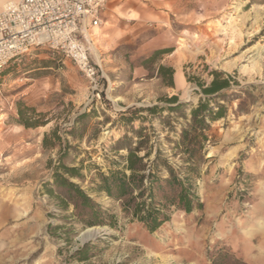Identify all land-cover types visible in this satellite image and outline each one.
Listing matches in <instances>:
<instances>
[{
    "label": "rangeland",
    "instance_id": "1",
    "mask_svg": "<svg viewBox=\"0 0 264 264\" xmlns=\"http://www.w3.org/2000/svg\"><path fill=\"white\" fill-rule=\"evenodd\" d=\"M167 7L166 20L153 21V43H89L98 69L95 81L47 47L0 72V264H264V0H169ZM156 49L167 52L142 66ZM161 64L174 68V86L157 76ZM213 69L236 75L241 83L237 89L245 91L228 104V118L212 125L196 163L193 182L203 208L187 214L172 207L170 219L151 233L124 211L121 200L90 190L91 178L122 166L127 151L115 149L116 142L132 137L133 128L143 127L151 144L159 139L176 168L189 165L175 148L182 114L166 108L156 115L143 111V120L127 124L120 113L132 106L165 107L160 99L174 94L196 106L198 86L189 78L210 81ZM241 101L244 111L237 110ZM19 102L43 112L48 123L17 125ZM92 110L83 137L68 135L75 117ZM56 125L76 148L65 163L80 166L83 160V187L116 215L117 227L82 228L75 219L65 222L44 193L43 183L52 179L59 150L65 147L43 148L44 134ZM49 224L65 228L53 232ZM65 229H71L69 241L57 236ZM87 242L93 244L90 258H71Z\"/></svg>",
    "mask_w": 264,
    "mask_h": 264
},
{
    "label": "trees",
    "instance_id": "2",
    "mask_svg": "<svg viewBox=\"0 0 264 264\" xmlns=\"http://www.w3.org/2000/svg\"><path fill=\"white\" fill-rule=\"evenodd\" d=\"M165 52L167 51L164 49L154 50L143 59L141 65L147 67ZM11 64L12 62L4 67L1 73L6 72ZM175 75L172 66L166 64L159 66L157 76L163 83L174 86ZM209 76L211 77L210 81L195 76L189 78V81H194L198 86L195 91L200 97L196 106L188 101H180L178 95L174 94L160 99L167 103L165 107L160 104L148 107L132 106L120 113V118L127 124L138 119L143 120L144 117L140 115L143 111L156 115L166 108L170 114H182L184 123L175 148L180 149L181 153L185 155L184 161L189 165L176 168L164 152L159 139L151 144L150 135L144 134L143 127L133 128L134 135L132 137L125 136L116 142L115 149L127 151L126 155H122V166L111 168L107 173L98 172L91 178L90 190L103 192L115 200H121L124 211L131 213L151 233L157 231L170 219L169 211L172 207L187 214L192 213L195 209L203 208V203L193 182L197 170L196 163L209 141L208 132L212 125L219 120L228 118V104L240 99V94L245 91L244 88L237 89L241 83L234 74L213 69L209 72ZM187 109L190 110L189 113H185ZM237 110L244 111L243 101L239 103ZM94 113L95 111L92 110L78 114L67 134L75 139H81L89 119L94 117ZM44 115L43 112H38L34 106L19 102L16 123L25 128H37L48 123L42 119ZM170 119L172 120V117ZM171 122L168 121V124L172 129H175ZM134 138L137 140L134 141ZM64 143L65 147L59 150L57 164L53 165L52 179L43 183L44 193L54 200L55 205L61 211L59 215L61 220L68 222L75 219L82 228L117 227L116 215L96 201L83 187V183L86 181L84 173L86 167L83 160L80 166L65 163V159L70 155V149L75 146L70 145L68 140L63 138L59 125L46 132L42 141L45 150L62 146ZM152 154L153 158H151ZM50 164H52V160ZM160 193L161 196H159ZM69 211L71 212L68 213ZM64 228L65 225L53 226L49 224V229L53 232ZM70 231L71 229H65L64 235L57 236L69 241ZM92 248L93 244L87 242L76 250L71 258L85 261L90 258Z\"/></svg>",
    "mask_w": 264,
    "mask_h": 264
},
{
    "label": "built area",
    "instance_id": "3",
    "mask_svg": "<svg viewBox=\"0 0 264 264\" xmlns=\"http://www.w3.org/2000/svg\"><path fill=\"white\" fill-rule=\"evenodd\" d=\"M110 0H11L0 11V72L11 62L47 47L71 59L91 81L98 69L84 30L102 23Z\"/></svg>",
    "mask_w": 264,
    "mask_h": 264
},
{
    "label": "crops",
    "instance_id": "4",
    "mask_svg": "<svg viewBox=\"0 0 264 264\" xmlns=\"http://www.w3.org/2000/svg\"><path fill=\"white\" fill-rule=\"evenodd\" d=\"M8 1L11 0H0V11ZM168 2L169 0H110L101 12L102 23L84 30L87 40L93 44V39H151L149 42L153 43V21L166 20ZM2 115L5 116L6 113Z\"/></svg>",
    "mask_w": 264,
    "mask_h": 264
},
{
    "label": "bare ground",
    "instance_id": "5",
    "mask_svg": "<svg viewBox=\"0 0 264 264\" xmlns=\"http://www.w3.org/2000/svg\"><path fill=\"white\" fill-rule=\"evenodd\" d=\"M227 68V67H226ZM177 79L180 81V82H183V77L181 74H178L177 75ZM90 230V229H89Z\"/></svg>",
    "mask_w": 264,
    "mask_h": 264
},
{
    "label": "clouds",
    "instance_id": "6",
    "mask_svg": "<svg viewBox=\"0 0 264 264\" xmlns=\"http://www.w3.org/2000/svg\"><path fill=\"white\" fill-rule=\"evenodd\" d=\"M262 228H264V224H262V226H261Z\"/></svg>",
    "mask_w": 264,
    "mask_h": 264
}]
</instances>
